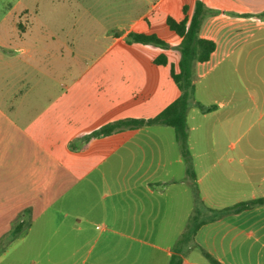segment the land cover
<instances>
[{
    "label": "crops",
    "instance_id": "obj_1",
    "mask_svg": "<svg viewBox=\"0 0 264 264\" xmlns=\"http://www.w3.org/2000/svg\"><path fill=\"white\" fill-rule=\"evenodd\" d=\"M196 1L0 0V238L32 210V226L0 264H169L193 216L199 227L182 264H211L204 252L221 264H264V205L211 211L264 197V0H203L218 12L202 22L200 35L216 49L194 77L204 95L196 103L210 110L194 103L187 116L194 177L176 138L164 145L152 133L161 125L93 135L119 119L154 117L179 96L168 68L149 60L165 53L178 62L181 39L164 23L173 5L192 15ZM100 11L116 29L103 56L113 53L126 70L87 84L90 66L73 63L91 61L79 31L93 28ZM130 32L155 33L172 48L155 47L136 66L123 55ZM116 154L111 183L100 164ZM101 190L111 206L99 210L89 200ZM125 200L133 213L117 205Z\"/></svg>",
    "mask_w": 264,
    "mask_h": 264
},
{
    "label": "trees",
    "instance_id": "obj_2",
    "mask_svg": "<svg viewBox=\"0 0 264 264\" xmlns=\"http://www.w3.org/2000/svg\"><path fill=\"white\" fill-rule=\"evenodd\" d=\"M206 6L203 0H197L193 14H190V8L186 4H175L171 7L166 24L180 39V43L173 47L179 55L177 63L171 62L168 55L160 53L150 58V64L155 68H168V77L176 85L179 96L173 100L162 112L154 117L126 118L119 119L104 125L100 130L93 133L94 136L111 135L120 130H136L146 126L161 125L172 127L175 130L176 141L180 145L182 156L187 163L188 172L194 177L193 164L188 146V124L187 116L191 105L194 102L195 95V66L197 63H205L210 60L212 53L216 49V43L213 40L203 38L200 35L202 22L206 15L217 13ZM249 16V15H238ZM127 44L151 45L162 50H169L172 47L164 39L155 33L130 32L127 35ZM202 112H208L206 108L199 103H195ZM196 203L199 208H206L199 195H196ZM264 205V197L245 201L233 207L223 210H211L218 216L230 213H237L246 208ZM195 216L192 217L194 220ZM32 226V210L25 209L13 221L10 231L0 238V255L6 251L10 244L23 235ZM199 224L194 228L188 227L177 241L174 247V253L169 260V264H182V252L185 251L194 241L195 234ZM211 264H221L214 257L204 252Z\"/></svg>",
    "mask_w": 264,
    "mask_h": 264
},
{
    "label": "rangeland",
    "instance_id": "obj_3",
    "mask_svg": "<svg viewBox=\"0 0 264 264\" xmlns=\"http://www.w3.org/2000/svg\"><path fill=\"white\" fill-rule=\"evenodd\" d=\"M103 9V8H102ZM96 19H95V23L93 25V28H91V26L89 27V29H84V30H80L79 32H82L83 36L82 38H80V48L83 49V51L90 55L89 57H91V61L88 62H79L74 64V66H76V69L78 71H81L83 68L87 67V64L90 66V73L89 75H87V77L85 78V82L88 84L91 82L92 78H94V76H98L101 75L102 73L106 72L107 70H111V71H120L123 72L126 69L123 67L124 62L119 61V62H114L113 60L116 58H111L109 59V56H114V54H110V55H105L103 56V54L106 52V49L108 47V41L105 38V35L108 34H116V29L115 27H113V16L110 15V21H108V19H106V17H108L106 15V13L104 12H98L95 13ZM132 16H134V13L131 11V8H128V12H127V18L128 20L132 18ZM90 23V22H89ZM164 27L166 29V31L168 33L171 34L172 37L174 38H178V36L172 32L168 26L166 25V23H164ZM156 32L161 35V36H166L165 32L159 28L158 24L156 27ZM167 37V36H166ZM169 38V37H167ZM89 43V45H86V43ZM91 42H93V46H91ZM155 50V47L151 46V45H143V44H132V49L127 50V52H124V56H132L134 57V59L136 60V66L139 64H142V62L144 61L145 58L150 57L152 55V51ZM92 55V56H91ZM175 55V54H172ZM99 56L101 58H99ZM121 56V55H120ZM153 56H155V54H153ZM173 58V56H172ZM67 64V63H64ZM148 67H150V69L153 71L155 70L154 68H152L149 64H147ZM138 69V68H137ZM146 70V69H145ZM160 71H162V69H160ZM70 79H62V82H67ZM197 92L194 95V102H192L193 104L196 103L197 100H201L204 95L202 94L201 90L199 89V86L196 87ZM100 95V94H99ZM98 95V97H99ZM207 97V96H206ZM96 102H98V100H96ZM108 119H105V122H107ZM205 124V123H204ZM152 133H156L160 136L164 137V142H162V144L167 145L168 142L170 140H172V138L175 137V130L172 127H167V126H157L155 128L152 129ZM169 167V165L167 166ZM100 168H106L107 172L106 173V179L108 182L111 183H115L117 182V180L119 179V174H118V155H114L111 156L110 158H108L104 163L100 164ZM96 174L99 173V171L97 170L95 172ZM105 192L108 191H94L93 195L90 197V200L92 204H94L97 209H102L104 206L110 207L111 206V199L110 197H103ZM117 201V199H116ZM117 205H122V208H125L128 212L133 213V209H134V205L135 203L133 201L130 200H125V202L121 201L120 203H117ZM164 205H166V203L164 202ZM194 206V202H193V197H192V209ZM99 211H96V213ZM199 219V217H198ZM198 221L197 219L194 218V220H191L187 223L185 230L190 227L194 228L197 225ZM161 221L159 222V225H161Z\"/></svg>",
    "mask_w": 264,
    "mask_h": 264
}]
</instances>
